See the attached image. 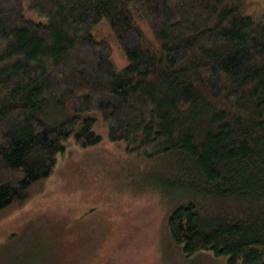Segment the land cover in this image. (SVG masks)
I'll list each match as a JSON object with an SVG mask.
<instances>
[{"label": "trees", "instance_id": "16d2710c", "mask_svg": "<svg viewBox=\"0 0 264 264\" xmlns=\"http://www.w3.org/2000/svg\"><path fill=\"white\" fill-rule=\"evenodd\" d=\"M257 4L28 0L43 23L24 15L23 0H0V218L52 174L69 138L94 146L102 125L108 144H123L124 172L167 201L165 243L184 257L264 264ZM101 20L128 61L118 72L95 37Z\"/></svg>", "mask_w": 264, "mask_h": 264}, {"label": "rangeland", "instance_id": "374dc122", "mask_svg": "<svg viewBox=\"0 0 264 264\" xmlns=\"http://www.w3.org/2000/svg\"><path fill=\"white\" fill-rule=\"evenodd\" d=\"M27 3L24 15L45 23ZM263 9L258 0L251 12ZM94 33L110 44L114 70L125 67L105 20ZM95 130L103 136L100 143L81 148L69 138L52 174L22 207L0 218V264H225L210 251L184 257L163 241L167 201L124 172L117 162L122 143L108 144L102 125Z\"/></svg>", "mask_w": 264, "mask_h": 264}]
</instances>
